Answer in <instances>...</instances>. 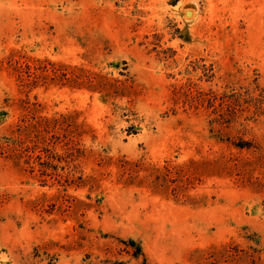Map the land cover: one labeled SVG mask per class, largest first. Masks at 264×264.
<instances>
[{
    "label": "rangeland",
    "instance_id": "rangeland-1",
    "mask_svg": "<svg viewBox=\"0 0 264 264\" xmlns=\"http://www.w3.org/2000/svg\"><path fill=\"white\" fill-rule=\"evenodd\" d=\"M0 264H264V0H0Z\"/></svg>",
    "mask_w": 264,
    "mask_h": 264
},
{
    "label": "trees",
    "instance_id": "trees-1",
    "mask_svg": "<svg viewBox=\"0 0 264 264\" xmlns=\"http://www.w3.org/2000/svg\"><path fill=\"white\" fill-rule=\"evenodd\" d=\"M36 146L35 147H31V146H27L25 147L24 151L27 153V157H31V153L34 152ZM36 159H40V154H37L35 156ZM30 171H33L34 170V166H30Z\"/></svg>",
    "mask_w": 264,
    "mask_h": 264
}]
</instances>
